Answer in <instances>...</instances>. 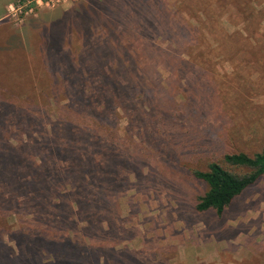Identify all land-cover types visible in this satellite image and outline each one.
<instances>
[{"label": "rangeland", "instance_id": "obj_1", "mask_svg": "<svg viewBox=\"0 0 264 264\" xmlns=\"http://www.w3.org/2000/svg\"><path fill=\"white\" fill-rule=\"evenodd\" d=\"M104 1L109 10L119 0ZM160 1L168 31L132 47L131 99L109 89L113 120L94 121L111 138L114 174L46 177L34 188L16 182L29 176L0 177V264H264V174L216 215L194 209L206 184L191 173L264 144V0ZM92 6L13 0L0 19L4 147L39 150L33 128L46 131L78 99L46 77L48 48L76 57L83 38L105 33L107 16L92 17Z\"/></svg>", "mask_w": 264, "mask_h": 264}, {"label": "trees", "instance_id": "obj_2", "mask_svg": "<svg viewBox=\"0 0 264 264\" xmlns=\"http://www.w3.org/2000/svg\"><path fill=\"white\" fill-rule=\"evenodd\" d=\"M101 2L106 1L92 0L90 9L96 14H91L92 17L107 16L101 18L108 24L105 33L97 36L98 39L83 38L76 57L70 50L57 53L59 49L49 47L50 53L47 52L51 60L47 61L46 77L54 80L58 77L71 93L79 92L78 99L67 98L63 106L66 114H57L49 120L46 131L43 127L40 131L33 128V132H37L33 142L39 150L29 143L30 147L23 145L20 147L23 149L14 150L15 147H4L0 139L1 178L13 176L15 180L29 176L30 181L16 182L31 188L43 185L46 177L83 179L114 174L115 161L110 160L109 154L111 138L107 134H97L94 121L99 124V119L104 123L113 120L110 110L114 99L109 96V89L120 91L127 100L131 99L135 90V81H131V75H135L133 70H136L134 54L138 53L132 49L134 44L140 41L149 48L150 37L161 35L168 28L161 17L163 8L157 5L160 0H119L109 10ZM141 8L146 15L139 18ZM87 21L88 18L80 25L83 34L89 30ZM56 59L61 66L55 64ZM14 108L23 110L21 106ZM20 115L14 120L17 126L25 122ZM191 173L206 184V190L195 197L194 209L212 210L220 215L235 196L264 174V144L250 155L241 151L224 153L219 160L208 161L204 170L194 169Z\"/></svg>", "mask_w": 264, "mask_h": 264}, {"label": "crops", "instance_id": "obj_3", "mask_svg": "<svg viewBox=\"0 0 264 264\" xmlns=\"http://www.w3.org/2000/svg\"><path fill=\"white\" fill-rule=\"evenodd\" d=\"M13 0H5V2L2 4V10L0 11V19L4 18L6 16V11H8V8L11 6ZM6 18V17H5Z\"/></svg>", "mask_w": 264, "mask_h": 264}, {"label": "built area", "instance_id": "obj_4", "mask_svg": "<svg viewBox=\"0 0 264 264\" xmlns=\"http://www.w3.org/2000/svg\"><path fill=\"white\" fill-rule=\"evenodd\" d=\"M36 5L41 6V5H47L49 1L51 0H32ZM59 1V0H55Z\"/></svg>", "mask_w": 264, "mask_h": 264}]
</instances>
